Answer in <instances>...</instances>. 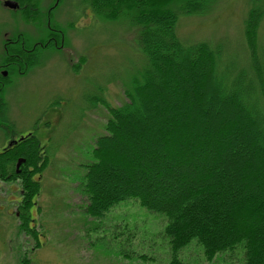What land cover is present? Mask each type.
Listing matches in <instances>:
<instances>
[{"label":"trees","instance_id":"trees-1","mask_svg":"<svg viewBox=\"0 0 264 264\" xmlns=\"http://www.w3.org/2000/svg\"><path fill=\"white\" fill-rule=\"evenodd\" d=\"M83 1L104 21L122 20L138 28V45L148 60L141 77L125 91L128 101L121 107L108 105L107 134L97 140L91 162L83 165L87 213L102 217L134 200L165 217L169 264H184L180 252L194 241L210 262L242 246L245 264H264V48L258 42L264 10L250 11L245 29L249 59L242 65L237 56L208 43L187 46L176 32L180 15L205 14L216 0ZM36 6L28 2L24 15L37 17ZM23 57L29 66L34 55ZM235 114L242 115L241 122ZM243 138L249 140L248 149L236 163L213 160ZM34 139L27 136L23 150L19 146L0 160L3 178L24 184L28 231L33 198L41 192L40 180L32 176L48 166L47 159L41 162L40 144ZM20 158L26 163L17 175ZM190 169L195 175L183 183L175 201L166 205L153 198V193L172 194ZM138 181L144 187H130Z\"/></svg>","mask_w":264,"mask_h":264},{"label":"rangeland","instance_id":"rangeland-1","mask_svg":"<svg viewBox=\"0 0 264 264\" xmlns=\"http://www.w3.org/2000/svg\"><path fill=\"white\" fill-rule=\"evenodd\" d=\"M16 1L18 11L4 7L5 0H0V50L6 35L18 34L28 50L40 42L43 47L37 46L30 65H23L22 74L7 89L8 123L13 128L6 135L0 133V149L6 141L33 134L41 146V162L47 159L48 166L42 175L32 176L40 180L41 192L33 198L29 231L23 220L22 180L0 182V264H169L172 250L165 217L134 200L93 217L87 213L88 200L82 192L83 165L91 162L97 140L107 134L108 105H124L126 89L148 65L138 45V28L126 21L98 18L83 0H61L59 6L56 0ZM28 2L37 5L38 16L32 20L24 15ZM253 8L264 10V0H216L205 14L180 15L176 32L187 46L208 43L246 65L245 29ZM50 37L57 41L47 45ZM258 42L263 49L264 18ZM168 82L169 78L167 87ZM151 100L156 103L154 97ZM235 115L241 122L242 115ZM247 144V138L238 140L221 155L214 154L213 160L236 163ZM192 174L191 169L184 172L172 194L153 193V198L166 205L175 201ZM136 186L144 187V182L130 187ZM179 256L184 264H245L242 246L210 262L194 241Z\"/></svg>","mask_w":264,"mask_h":264},{"label":"flooded vegetation","instance_id":"flooded-vegetation-1","mask_svg":"<svg viewBox=\"0 0 264 264\" xmlns=\"http://www.w3.org/2000/svg\"><path fill=\"white\" fill-rule=\"evenodd\" d=\"M12 1H16V0H12ZM57 1H59L60 3L61 0H56V3ZM8 37H9L8 35L5 36L7 42L3 45V49L0 50V106L3 108V114H1L0 112V133H3L5 135L7 134L8 130H11L13 128V125L8 123L9 108L6 101L8 95L7 89L9 86H11L14 83L17 77L22 74V69L24 65L23 54L25 53L28 55H34L33 52L37 48V46L43 47V44L40 42L38 44L36 43L37 45L34 46L33 49L28 50V48L25 46L24 40H22V34H18L14 38L13 37L8 38ZM53 41L55 43L57 41L56 38L50 37L48 39L47 45H49ZM63 44H64V39L62 41V45ZM55 46L56 48H58L59 43H56ZM24 67L27 68L28 65L25 64ZM21 139L22 137L19 140H13L12 142L6 141L4 146L0 149V160H3L5 158V157L4 158L1 157L2 155H9L11 152L15 150V148L19 147L24 141ZM3 176H4V172L0 162L1 180L3 179Z\"/></svg>","mask_w":264,"mask_h":264},{"label":"water","instance_id":"water-1","mask_svg":"<svg viewBox=\"0 0 264 264\" xmlns=\"http://www.w3.org/2000/svg\"><path fill=\"white\" fill-rule=\"evenodd\" d=\"M5 6L10 8V9H17L19 7L18 3L12 2V1H8L5 3ZM25 159H20L17 163V169H18V173L20 172V167L22 166V164L25 163Z\"/></svg>","mask_w":264,"mask_h":264}]
</instances>
